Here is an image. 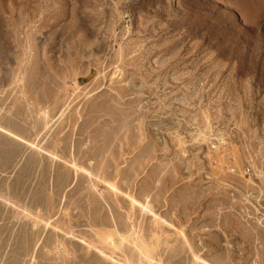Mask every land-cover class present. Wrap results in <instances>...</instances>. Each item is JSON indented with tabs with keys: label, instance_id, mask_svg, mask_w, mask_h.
I'll return each instance as SVG.
<instances>
[{
	"label": "rangeland",
	"instance_id": "374dc122",
	"mask_svg": "<svg viewBox=\"0 0 264 264\" xmlns=\"http://www.w3.org/2000/svg\"><path fill=\"white\" fill-rule=\"evenodd\" d=\"M0 264H264V0H0Z\"/></svg>",
	"mask_w": 264,
	"mask_h": 264
}]
</instances>
